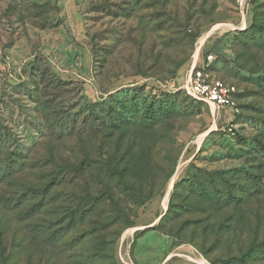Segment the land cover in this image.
<instances>
[{
    "label": "rangeland",
    "instance_id": "obj_1",
    "mask_svg": "<svg viewBox=\"0 0 264 264\" xmlns=\"http://www.w3.org/2000/svg\"><path fill=\"white\" fill-rule=\"evenodd\" d=\"M252 23L264 26V0H0V200L43 184L57 197L69 190L62 175L70 164L133 151L145 153L148 186L161 192L141 207L123 201L120 264H225L263 242L264 184L241 192L233 221L217 227L221 242L207 244L209 259L159 226L172 179L174 187L203 170L264 183V40L246 34ZM208 54L214 78L237 89V115L184 90L196 59ZM160 109L166 119L149 128ZM179 189L182 203L191 188ZM9 207L0 204V264H63L46 253L38 230L61 217L38 214L25 230ZM205 207L191 218L222 221ZM118 229L102 235L112 241Z\"/></svg>",
    "mask_w": 264,
    "mask_h": 264
},
{
    "label": "trees",
    "instance_id": "obj_2",
    "mask_svg": "<svg viewBox=\"0 0 264 264\" xmlns=\"http://www.w3.org/2000/svg\"><path fill=\"white\" fill-rule=\"evenodd\" d=\"M245 32L255 41L260 36H263L262 40H264V26L252 23ZM263 44L261 43V46ZM249 80L255 81L256 78ZM162 112L160 109L156 117L148 118L153 122L149 128L166 119L162 116L164 114ZM143 127L148 128V125L145 123ZM234 136L237 134L235 133ZM132 152L128 151L121 155L119 152L109 150L108 155L95 158L94 155L89 154L70 164L63 170L62 175V180L69 190L60 191L57 197L44 184L39 190L33 185H28L21 187L18 195L13 193L9 199H6L7 201L3 197L0 204L11 206L7 211L19 209L20 222L26 224L25 230L35 228L31 224L36 221L38 214L48 215L50 211L55 217H61V221H41L42 224L38 227L42 240H45L47 245L46 253H49L52 260L58 259L63 264L64 260L68 264H120L116 258L115 244L126 228L124 224L128 222L127 209L122 207L123 201H132L134 205L141 207L161 192L148 186L151 172L145 153L138 156ZM243 178H245L243 173L228 177L198 170L191 178L175 184L168 211L160 219L159 226L165 227L167 224L170 226V231L166 230V232H169L170 236L175 237L180 243L195 246L209 259L211 251L207 244L211 243L210 247L213 248L217 242L218 244L221 242L222 230L219 231L217 227L219 225L223 229L226 223L229 225L230 221H233L231 218L234 210H239L245 201L241 192H247L248 184L252 186L264 184L263 180L260 181L252 175L248 179ZM187 185L191 189L185 196L184 202L179 203L181 196L179 188L183 186L186 188ZM51 194L54 196L49 198ZM39 196L41 201L31 204ZM18 202L21 203L20 208ZM55 202L57 205H53ZM202 205L207 206L203 209L204 212L208 210L213 211L212 215L216 212L220 216L224 214L222 221L218 220V224L212 223L210 215L205 219L191 218ZM185 212L190 214V219H184ZM64 224L65 227L57 229L56 226H64ZM130 225L134 226L132 222ZM114 228L119 229L109 236L115 235V239L106 240L102 235L103 232ZM69 233L79 238L68 242L65 239ZM212 238L215 240L212 241ZM74 251L76 253H73ZM263 256L264 240L259 244H252L238 257H230L225 264H249L262 259Z\"/></svg>",
    "mask_w": 264,
    "mask_h": 264
},
{
    "label": "built area",
    "instance_id": "obj_3",
    "mask_svg": "<svg viewBox=\"0 0 264 264\" xmlns=\"http://www.w3.org/2000/svg\"><path fill=\"white\" fill-rule=\"evenodd\" d=\"M215 61L213 54H208L203 61H195L184 90L191 98L209 105L214 111L227 109L237 115L240 113L235 100L237 89L214 78L212 65Z\"/></svg>",
    "mask_w": 264,
    "mask_h": 264
},
{
    "label": "bare ground",
    "instance_id": "obj_4",
    "mask_svg": "<svg viewBox=\"0 0 264 264\" xmlns=\"http://www.w3.org/2000/svg\"><path fill=\"white\" fill-rule=\"evenodd\" d=\"M229 26H230V25H229ZM196 57H197V56H196ZM174 180H175V179H172L171 182H170V184H169V190H168V193L171 191V189H172V185H174ZM167 200H168V199H167V197H166L165 201L167 202ZM165 204H166V203H165ZM128 234H129V233H128Z\"/></svg>",
    "mask_w": 264,
    "mask_h": 264
},
{
    "label": "water",
    "instance_id": "obj_5",
    "mask_svg": "<svg viewBox=\"0 0 264 264\" xmlns=\"http://www.w3.org/2000/svg\"><path fill=\"white\" fill-rule=\"evenodd\" d=\"M172 188H173V187H172ZM161 218H162V217H161ZM161 218H160V219H161Z\"/></svg>",
    "mask_w": 264,
    "mask_h": 264
}]
</instances>
